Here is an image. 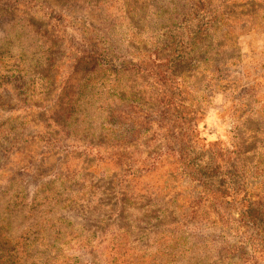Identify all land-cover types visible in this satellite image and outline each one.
I'll return each mask as SVG.
<instances>
[{
    "label": "rangeland",
    "instance_id": "rangeland-1",
    "mask_svg": "<svg viewBox=\"0 0 264 264\" xmlns=\"http://www.w3.org/2000/svg\"><path fill=\"white\" fill-rule=\"evenodd\" d=\"M10 1L0 5V230L10 239L1 235L0 248L11 264H166L175 228L209 248L235 245L231 235L212 242L221 236L209 223L216 215L166 154L169 127L147 125L163 87L137 71L129 82L82 80L87 46L117 49L114 64L156 51L163 17L181 0ZM202 2L218 14L221 67L214 76L184 64L180 87L202 114L201 144L240 159L252 183L264 166V0ZM154 157V171L119 187V160L140 169Z\"/></svg>",
    "mask_w": 264,
    "mask_h": 264
},
{
    "label": "trees",
    "instance_id": "trees-1",
    "mask_svg": "<svg viewBox=\"0 0 264 264\" xmlns=\"http://www.w3.org/2000/svg\"><path fill=\"white\" fill-rule=\"evenodd\" d=\"M13 1L8 2V5H12ZM15 3L19 2L15 0ZM198 3L188 6L185 0H181L180 8L177 6V10L163 17V23H167L164 26V44L154 52H139L137 59L132 57L130 62L124 60L121 64H114L117 49L112 46H87L84 61L81 62L85 63L88 71L82 80L85 87H89L91 81L99 84L101 80L96 79L99 76L101 79L116 76V81L125 79L129 82L134 79V71H137L163 87L158 94L161 112L156 114V120L150 117L147 125L157 124L160 133H163L166 126L169 127L170 137L165 139L169 145L166 154H170V158L175 161L177 171L183 178L200 186L201 198L197 203L208 204L216 215L215 220L209 223L221 229V236L212 242L215 244L218 240H227V235L238 239L235 245L224 243L219 248L213 245L209 248L208 239L175 228L169 233L173 236L171 251L168 253L171 260L166 264H254L258 258L264 259V166H256V177L250 183L247 172L240 167L243 163L240 159H231L232 153L218 150V145L212 148L201 144L199 120H202V114L186 105L180 87L178 72L184 64L194 62L207 65L214 76L221 67L217 60L220 45L217 43L214 23L218 14L215 10H202V0H198ZM119 82L116 83L117 87L120 86ZM135 108L144 109L145 106ZM166 118L168 125L164 123ZM158 160L157 157L149 158L140 165V169L135 162L119 160L123 170L119 187L125 189L124 186L130 180L142 177L143 172L147 174L154 171ZM260 163L264 165V161ZM1 235L5 240H10L4 230H0ZM113 243L116 246V242ZM12 256L11 252L0 248V264H11ZM115 256L118 261L121 256L120 246L115 248Z\"/></svg>",
    "mask_w": 264,
    "mask_h": 264
}]
</instances>
